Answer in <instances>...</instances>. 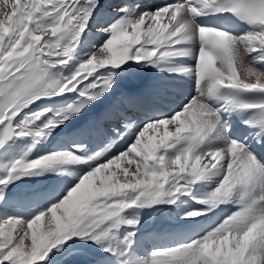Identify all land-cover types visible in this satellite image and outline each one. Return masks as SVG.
I'll return each instance as SVG.
<instances>
[{
    "label": "snow or ice",
    "instance_id": "6c2138e0",
    "mask_svg": "<svg viewBox=\"0 0 264 264\" xmlns=\"http://www.w3.org/2000/svg\"><path fill=\"white\" fill-rule=\"evenodd\" d=\"M103 9L101 0H0V127L4 132L0 147L13 136L31 135L39 142L56 126L110 92L115 75L97 77L90 88L79 92L81 97L87 95V100L69 105L42 125L37 121L46 117L50 109L32 113L21 123L13 124L20 112L41 96L77 92L98 68L122 69L129 60L158 64L174 54L178 45L194 40L201 43L196 69L177 71L196 73L199 95L172 117L149 122L130 148L114 154L115 158L104 157V153L88 156L80 148L77 154L16 161L11 173L28 172L56 161L81 160L94 170L84 175L61 202L30 221L16 217L0 219V264H37L50 249L77 231L98 240V234L107 235V222L114 221L123 210L145 198L155 203L166 196L174 197L185 182L194 183L212 174L221 176V182L200 201L212 206L208 211L228 202L237 188L257 184L264 188V163L248 145L229 140L223 149L198 152L206 136L223 127L219 110L202 98L205 82L208 95L222 90L264 91V70L256 67L264 56L259 61L249 59L253 52L264 53V0H176L154 11L119 8L118 13L123 15L111 21L105 19ZM209 10L240 13L259 30L236 37L222 29L198 24L196 18ZM90 21L110 38L71 77L49 83L51 69L64 67L75 58ZM226 99L253 112L245 123L258 128L256 136L264 142V103H239L234 95ZM121 115L119 109H114L106 118ZM169 125H173L172 131L168 130ZM132 128L125 120L120 132L126 134L124 129ZM158 129H163V134L157 142L153 143L151 137L145 140L150 130ZM173 149L175 154H170ZM11 179L9 175L0 184L6 185ZM239 203L238 211L203 236L173 249L154 252L143 264H264V194L251 203ZM45 217H49L46 231L41 224Z\"/></svg>",
    "mask_w": 264,
    "mask_h": 264
},
{
    "label": "rangeland",
    "instance_id": "374dc122",
    "mask_svg": "<svg viewBox=\"0 0 264 264\" xmlns=\"http://www.w3.org/2000/svg\"><path fill=\"white\" fill-rule=\"evenodd\" d=\"M86 45L87 44H83L81 46H86ZM81 46H79L78 48H79V51H81V53H83L85 49H83L84 47L82 48ZM98 49H99V47L91 48L92 53L89 56L85 57L84 60H79L78 65H80L82 62H85L87 59H89L90 56L92 54H94ZM134 61L135 60H129L128 62H126V64L133 63ZM78 67L71 69L69 74L65 75L64 77H62L58 73V71H55V69L53 68L50 70V72L47 76V80L49 83H53L56 81H63L65 79L71 77L77 71ZM125 70H126V68L118 69V71H125ZM110 71H113V69L110 68ZM105 74H106V72H105ZM98 75H99L98 73H95V76H98ZM107 77H108L107 75L104 76V78H107ZM95 79L96 78H94L93 82H95ZM84 82H87V80H85ZM83 83H82V85H83ZM91 83L92 82H87V83H85V86L89 87V86H91ZM82 85L77 92H69V93H65L63 95L41 96L39 99L35 100V102L30 104L28 107L24 108L20 112V114L15 118V120L13 121V124L21 123L25 119V117L29 116L32 113L39 112L41 110L52 109L54 112H56L62 106L67 108L69 105L74 104L76 102V98L72 97V99H68L69 96L77 93V97H80L79 91H83V89H84L82 87ZM112 89H114V88H112ZM66 98H67L66 103H64L62 105L58 104V103L63 102ZM102 99H104V98H102ZM102 99H98V100H102ZM45 101H47V103H45ZM45 121L46 120H44V122ZM172 128H173V126H172ZM161 135L162 134H158V135H152L149 137H151L152 142L155 143L160 139ZM215 135H216V133H215ZM3 136H4L3 127H0V139H3ZM22 138L23 139H22V145L21 146L20 145L17 147L13 146V139H14V136H13L12 138L7 139L4 142L3 147H0V180L8 177L9 175L12 176V179L9 183H7L6 185L0 184V197H2V199H0V204H1V206H0V218H1V214L4 215V214L8 213L9 215L10 214L12 215V213H13V216L22 218L24 221H26V218L28 217L27 221H30L31 219H33L37 215V210H31V212L30 211L24 212V211H19L16 208L13 209L12 207H11L12 208L11 209L10 206L7 203H5V201L8 200L10 202H14V207H18L19 206L18 201L21 199H20V197H17V199H15L13 197V191H21V190H24L25 192L34 191V189L36 188L37 185L43 186L40 184V182H42L46 179H49L51 177V170L55 169L56 166L54 163H52V164L45 166V167H40L37 169L29 170L28 172L11 173L10 172L11 166L18 160H24L26 162H31V161L43 158L45 156L53 155V152L45 153V152L41 151L43 148L37 146V141H36L35 137L29 135V136H24ZM148 138H146V136H145V140H147ZM133 139L135 141V137H133ZM211 142H213L212 138H211ZM57 144H59V143H57ZM209 147H210V144L206 148L199 150L198 152L202 153L204 150H206L208 152ZM90 153L92 154V152H88L87 155H89ZM49 166H52V167H49ZM92 170L93 169L81 172L80 173V180H82L83 176L87 175ZM113 170H115L114 167H113ZM101 175H104V174L101 173ZM75 176H77V175H75ZM40 177L42 179H40ZM69 177H71V176H69ZM211 177H212V180H208L209 182H207L210 185L215 183L218 175L214 176L212 174ZM80 180L73 181V184H72V182H68V183L63 182L64 187H63V189L60 188L61 196H67V193L65 194V192L70 191L71 187L73 188V187L77 186L79 184ZM69 183L72 185H70ZM94 183H95V181H94ZM205 186H207L206 182H205ZM67 187H70V188H67ZM165 198L166 197H163L160 199H165ZM55 202H57V200H55ZM141 202L149 203V202H151V200L145 198ZM44 203H45L46 207L47 206L49 207L50 200L47 198ZM3 206H4V208H3ZM151 210H153V209H151ZM123 211L119 217L114 219V221L107 222L109 225L107 235H104L102 233L98 234L99 239L97 240V239H90V238L84 237L79 233V231H77L70 238L66 239L62 244L56 245L55 247L50 249L48 251V253L45 255V257L42 260L38 261L37 264H73L74 260L77 261L78 259H81L83 257V255H82L83 249H87L90 253H93L96 255L107 254L108 251H105V249L108 247L110 248L111 246L116 247L118 245L120 233L124 230V228L126 226L123 223V221L121 220V218L123 216ZM58 213L59 214L57 216H59L61 214L60 212H58ZM46 219L49 222V217H47ZM113 223L116 224L115 227H111V225ZM41 224H42V226H44V223H41ZM208 228L207 229H200L199 233H202V232L207 233V231L209 230ZM45 229L47 230L48 227L44 226V230ZM124 233L128 234V230H125ZM127 246H128V242L126 243V247ZM123 247L121 248V252L123 251ZM79 254L82 257L79 256ZM75 256H76V259H75ZM119 256H123V255H119ZM83 261H84V258H82V260H80L79 263H83Z\"/></svg>",
    "mask_w": 264,
    "mask_h": 264
},
{
    "label": "bare ground",
    "instance_id": "6f19581e",
    "mask_svg": "<svg viewBox=\"0 0 264 264\" xmlns=\"http://www.w3.org/2000/svg\"><path fill=\"white\" fill-rule=\"evenodd\" d=\"M137 10L138 12H142V11H154V9L150 6H147V7H140L138 9H135ZM99 37H103L105 42L107 41L108 38H110L109 35H106L105 33H102V32H99L98 34ZM91 37H88V41H91ZM84 44H87L86 46H81L84 50L83 53H81V51L77 50V54L75 57H77L79 60H84L85 57L89 56L91 53H92V50L87 48L88 46V43L84 42ZM123 68H126L127 69V64H125V66ZM168 72L170 71L172 74H174V76L176 77L175 79L172 77L171 75V80L176 87H179V83L182 82V81H189L188 78L192 77V74L191 73H185L186 76H182V74L180 72H175V70H178V69H181V66L179 64L177 65H172L171 63H169V66H167V68H165ZM109 72L110 71V68L106 67L104 69V72ZM114 85H112L113 87ZM118 86H121V85H118ZM187 87L189 88V85H187ZM185 87L183 89V92L182 94H180V96H182V99L183 100L187 95H188V88ZM190 89V88H189ZM80 92V91H79ZM108 95H112V97L115 99L116 103L118 106H120V101L118 98H116L118 96V87H116L112 93L108 92L106 93L104 96H102L100 99L102 98H106V96ZM81 99H84V100H87V96H83ZM80 99V100H81ZM107 102V101H106ZM91 104V103H89ZM88 104V105H89ZM90 109H86V111H89ZM163 119V118H161ZM159 120V119H158ZM154 121H157V120H151L149 122H154ZM149 122L147 123H139L137 124L136 128H135V131H134V134L138 131H141L143 129V127H145ZM168 130L169 131H172L173 128L171 125L168 126ZM158 134H163V129H158V130H150L149 133L146 134V138H148L149 136H152V135H158ZM135 137V135L133 136ZM132 137V138H133ZM222 132L220 131V128H218L217 132H216V135H214L212 137V141L215 142L213 145H211L208 150L209 151H212V150H216V145L217 144H221L222 143ZM137 138H138V135H137ZM68 141V138L67 137H62L61 138V143L64 144L65 142ZM68 147L66 148H62V149H59V150H53L51 152H53V154H60V153H69L67 152ZM208 151V152H209ZM88 152H91L90 150H87L85 149V153H88ZM91 154V153H90ZM49 167H52V166H49ZM48 167V168H49ZM50 169V168H49ZM46 171V170H45ZM101 175V174H100ZM215 176V174H213ZM48 177V176H47ZM70 178V177H68ZM40 179H42L40 177ZM95 181V179H94ZM207 182H209L208 180H206V185L209 186L210 184H208ZM68 183V182H67ZM70 184V183H69ZM73 184V182H72ZM70 184V185H72ZM76 184V183H75ZM38 186V185H37ZM64 185L62 186L61 189H63ZM66 188V187H65ZM64 188V189H65ZM67 188H70V187H67ZM72 188V187H71ZM66 190V189H65ZM24 191V190H23ZM67 193V191H66ZM49 197H53V192L51 191L49 194H48ZM66 198V197H65ZM23 200H28V201H32L31 198L26 195L22 198ZM14 203V202H13ZM17 203V202H16ZM48 205V204H47ZM180 206L184 207L187 214H190L192 213V210L190 208L187 207V205L185 203H180ZM48 207V206H47ZM4 208V206H3ZM9 209V208H8ZM17 209V208H16ZM14 211V210H13ZM31 212V211H30ZM59 213H57L58 215ZM10 217H16V216H13V213L12 215L6 213V214H1V218L0 219H4V218H10ZM16 218H19V217H16ZM47 217H45V219L41 222V223H44V226H47L49 225V222L48 220L46 219ZM43 226V227H44ZM209 226H199L197 228V231H194L193 234H195V236H203L204 234H206L205 232H202V233H198L200 229H207ZM209 229V228H208ZM46 230V229H45ZM115 231V230H114ZM208 232V231H207ZM112 234V233H111ZM180 236H185L186 238L189 237L190 235L189 234H181ZM116 238V237H115ZM187 241H190V239H185ZM151 241L149 240H146L145 238H142V237H139L138 240L136 241H133V243H129L128 242V246L126 247V245L123 247V251L122 252H125L126 254L123 255L125 258L128 259L129 262H131V264H143L144 261H148L151 259L152 255L154 252H157V251H165V250H169V249H173V248H176L180 245H183V243H178L177 241L172 243V244H162V245H150ZM118 246V245H117ZM126 248V249H125ZM120 252H118V256L121 255V248L119 249ZM75 259H76V256H75ZM79 260V259H78ZM75 262V260H74ZM82 262V261H81ZM84 262V261H83Z\"/></svg>",
    "mask_w": 264,
    "mask_h": 264
}]
</instances>
